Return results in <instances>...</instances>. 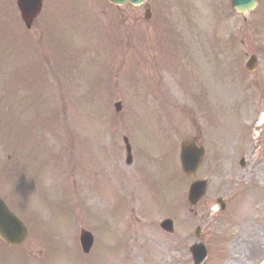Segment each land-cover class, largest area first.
<instances>
[{"label": "rangeland", "instance_id": "1", "mask_svg": "<svg viewBox=\"0 0 264 264\" xmlns=\"http://www.w3.org/2000/svg\"><path fill=\"white\" fill-rule=\"evenodd\" d=\"M258 1L243 17L229 0L120 7L43 0L27 31L15 0H0V193L29 230L15 248L0 241V264H192L189 247L197 241L208 247V264L264 261V123L256 126L264 115V0ZM171 37L186 55L147 49L149 40ZM243 54L257 55L253 73ZM122 136L138 152L129 167ZM193 136L208 148L195 177L208 183L195 209L203 219L189 215L193 179L179 162L180 142ZM219 197L223 212L216 211ZM125 215L138 245L122 243L132 237ZM164 218L175 220L172 235L156 225ZM99 223L103 230H96ZM82 228L95 238L87 256L79 246Z\"/></svg>", "mask_w": 264, "mask_h": 264}, {"label": "water", "instance_id": "2", "mask_svg": "<svg viewBox=\"0 0 264 264\" xmlns=\"http://www.w3.org/2000/svg\"><path fill=\"white\" fill-rule=\"evenodd\" d=\"M112 4H125L127 2L131 4H141L145 0H108ZM233 9L236 12L244 13L254 8L256 5L255 0H231ZM17 5L21 14V18L27 27H30L33 19L39 14L41 9V0H18ZM254 67V58L249 64V68ZM117 110L119 106L116 105ZM130 149L128 148V152ZM181 162L183 171L189 177L195 175L197 168L200 166L203 152L196 149L193 141H185L181 145ZM130 159V156L129 158ZM129 161V160H128ZM204 183H194L189 192V199L192 203H196L197 200L204 193ZM0 238L6 243L11 245L20 244L26 238V228L21 221L13 215L6 205L0 199ZM80 242L85 253H88L92 247V236L87 232H82L80 236ZM204 258V253H197L194 256L195 262L198 264Z\"/></svg>", "mask_w": 264, "mask_h": 264}, {"label": "bare ground", "instance_id": "3", "mask_svg": "<svg viewBox=\"0 0 264 264\" xmlns=\"http://www.w3.org/2000/svg\"><path fill=\"white\" fill-rule=\"evenodd\" d=\"M263 121H264V116H262V117L258 120V124H257V125L263 124Z\"/></svg>", "mask_w": 264, "mask_h": 264}]
</instances>
